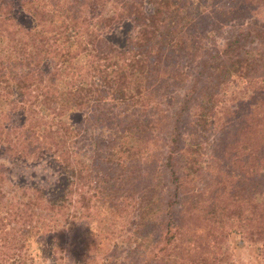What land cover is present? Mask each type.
Wrapping results in <instances>:
<instances>
[{
    "label": "trees",
    "instance_id": "1",
    "mask_svg": "<svg viewBox=\"0 0 264 264\" xmlns=\"http://www.w3.org/2000/svg\"><path fill=\"white\" fill-rule=\"evenodd\" d=\"M215 2L0 0V264H264V0ZM45 156L60 191L10 182Z\"/></svg>",
    "mask_w": 264,
    "mask_h": 264
},
{
    "label": "rangeland",
    "instance_id": "2",
    "mask_svg": "<svg viewBox=\"0 0 264 264\" xmlns=\"http://www.w3.org/2000/svg\"><path fill=\"white\" fill-rule=\"evenodd\" d=\"M219 1L222 2V0H216L215 3L218 4V3H220ZM212 4H213V2L209 3V4H207V3L201 4V6H204V10L196 11L195 13H192L191 15H186L184 17V20H193L194 18L204 19V20H206V25H209V22L212 19V13H211V9L208 7ZM148 5L149 4H146V7ZM189 6L190 7H188V10L192 11L191 9H193V6L192 5H189ZM256 7H257L256 15L257 16L259 15V19H262L264 16V9H261L260 6H256ZM257 16H256V18H258ZM239 21H242V20H238V21L236 20V22H239ZM26 22L28 23V20ZM238 25H239V23L237 24V26ZM197 26L198 27L200 26V22L197 23ZM228 27H230V26H228ZM37 29H39V27H37ZM126 29H127L126 25L122 24L119 27H116L114 29V31H113L112 35H110V37L112 36V37H115L118 39H122L125 35ZM198 31L199 30L193 29L192 31H190V33H186L185 35H187L186 37L188 40H194L192 37H195V35H197ZM226 33L227 32H224L223 35H225ZM216 35L218 37H220V34L216 33ZM67 118L69 119V121L70 120L74 121V120L78 119V115L77 114L69 115ZM93 128L95 131V127H93ZM250 133H251V131H247V132H243L242 135L244 137H248L249 135H251ZM92 135L93 134L91 133L90 136H92ZM254 136H255V133L252 134V137H254ZM2 159L4 160V158H1L0 160L3 161ZM5 161H7V160H5ZM5 163L8 167V176H9L10 182H12V183H24L27 185L35 184L38 187L43 188V190L49 194L52 193L53 191L55 192V189H58L59 183L62 179L61 173L55 167L54 160L50 157L45 156L42 160H40L38 162H27L26 163V162H21V161H7ZM58 191H60V190H58ZM58 191H56L55 193H57ZM63 241H64V239H63ZM68 241L70 242L68 244L69 246L77 244L76 238L69 237ZM59 245H57L56 247L54 245L50 249L49 255L42 256L41 254L39 255L38 254L39 252H37V251L32 252L31 257L34 260V264H71V262L73 261L72 256L74 254V252H73V250H71V248H73V247H69V251L66 249H63L64 250V252H63L64 258H62V257H59L58 252H56L59 249L58 248ZM230 245L232 248L233 257L238 263H240V264H261V259L258 255V249L255 245H253L247 241H243L238 236H235V235L231 236ZM76 246H78V245H76ZM31 249L36 250L35 244L32 245ZM17 253H18L17 257L16 256L13 257V260H16V261H14V263H12V264H22V262L20 260L24 261L26 257L30 256L29 254H26L24 252L22 247H19L17 249Z\"/></svg>",
    "mask_w": 264,
    "mask_h": 264
}]
</instances>
